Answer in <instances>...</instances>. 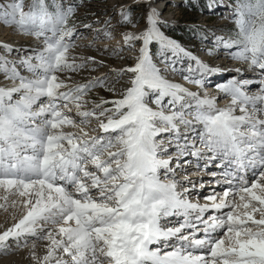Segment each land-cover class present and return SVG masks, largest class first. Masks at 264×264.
I'll use <instances>...</instances> for the list:
<instances>
[{"label": "snow or ice", "instance_id": "obj_1", "mask_svg": "<svg viewBox=\"0 0 264 264\" xmlns=\"http://www.w3.org/2000/svg\"><path fill=\"white\" fill-rule=\"evenodd\" d=\"M155 5L113 0L92 28L100 20L78 19V0H0V25L34 42L0 41V256L264 264V0H189L223 9V24L187 30L208 56L245 66L231 69L166 35L172 22ZM91 48L131 63L77 51Z\"/></svg>", "mask_w": 264, "mask_h": 264}, {"label": "rangeland", "instance_id": "obj_2", "mask_svg": "<svg viewBox=\"0 0 264 264\" xmlns=\"http://www.w3.org/2000/svg\"><path fill=\"white\" fill-rule=\"evenodd\" d=\"M78 2L81 4V7L78 10V19L82 20L84 23L99 19L100 24H96V23L92 24V28H99L100 25L103 23L104 16L106 15V13L102 11L104 4H111L113 0H78ZM200 2L201 4H206L207 0H200ZM162 5L164 7H162L161 9ZM155 6L161 10V15L163 17L168 18L172 22L171 26L168 29L164 30L165 34L173 39H176L186 48L191 50L195 55L200 56L202 59L208 61L213 65L218 64L224 68L231 69L235 67H241V68L245 67L243 64H241L238 61L226 60L222 53L217 57L208 56L206 52L201 51L202 45L200 41L194 38L192 33L187 30V25L193 23H198L201 25L223 24L224 22L221 19H219V16L223 12V9H217L216 13H210L207 10L201 13L198 9L189 6V0H156ZM91 13H95V15H91ZM113 21H115V17H113ZM0 29L1 30L3 29L2 31H0V41L14 42L20 45L34 43L31 40V38L18 35L6 26L0 25ZM91 37H92V32L91 29H89L87 32H82L81 37L77 39V43L80 45L87 44V42L91 39ZM118 40L119 37L117 36V38L113 40L96 39L95 41H93V43L97 46H103L104 44H108L111 48L117 44ZM85 50H88L91 55H96L98 59L104 60L107 67H122L125 64L131 63V60L129 59L119 58V56L127 57L129 53L126 51L119 53L117 55L111 53L109 54L98 53L95 48L85 49ZM152 51L153 52L155 51L154 47ZM157 66L162 67V65H160L159 63L157 64ZM106 70L107 69L105 67H101L97 69L96 72H92L88 74L84 73V76L87 77L88 75H98L99 73L105 72ZM169 78L175 80L178 83L183 84L185 87L195 90L194 85L189 84L179 75H171ZM227 78L228 75L226 73L224 74V79ZM217 81L218 80H215L212 84H208L210 87H212L213 90L212 93H216V90L214 88V83H216ZM99 95L108 97L111 96V93H107L101 89L99 90ZM221 101L224 102V99H222ZM193 170L194 168L188 169L189 172H192ZM207 191L208 190H206V192ZM2 215H3V210L0 209V226H3L5 221V219L4 220L1 219ZM1 257L2 256H0V258Z\"/></svg>", "mask_w": 264, "mask_h": 264}, {"label": "bare ground", "instance_id": "obj_3", "mask_svg": "<svg viewBox=\"0 0 264 264\" xmlns=\"http://www.w3.org/2000/svg\"><path fill=\"white\" fill-rule=\"evenodd\" d=\"M3 30V29H2ZM1 29H0V31H2ZM5 30V29H4ZM7 30V29H6ZM4 32V31H3ZM2 34V33H1ZM8 34V33H7ZM6 34V35H7ZM5 37V36H4ZM8 37V36H7ZM122 42V41H121ZM82 49H77V51L79 52V51H81ZM86 54H90L89 53V51L88 50H83ZM96 56V55H95ZM86 74H88V73H86ZM226 74V73H225ZM250 75V74H249ZM220 81L218 80L216 83H219ZM208 87H206V91L209 93V94H211V95H216V93H212L213 92V90H212V87H210L209 85H207ZM254 90V89H253ZM222 99H224V98H221L218 102L219 103H224L223 101H221ZM203 175H207V173H203ZM197 182V181H196ZM198 183V182H197ZM218 191H219V189H217ZM204 192L206 193V190H204ZM197 196H196V193L194 192V193H192V195H191V199H193V200H197V199H201L202 200V196L201 197H198V198H196ZM5 212L3 211V215H2V217H1V219H5ZM0 264H26V262L24 261V259H23V253H20V254H14V255H9V256H2L1 258H0Z\"/></svg>", "mask_w": 264, "mask_h": 264}]
</instances>
